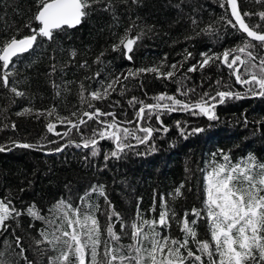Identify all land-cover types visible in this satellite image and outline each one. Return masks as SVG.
Masks as SVG:
<instances>
[{
  "label": "snow or ice",
  "instance_id": "1",
  "mask_svg": "<svg viewBox=\"0 0 264 264\" xmlns=\"http://www.w3.org/2000/svg\"><path fill=\"white\" fill-rule=\"evenodd\" d=\"M123 2L126 4L127 0ZM139 2L132 0L133 4ZM255 3L264 5V0H255ZM218 5L224 14L202 28L196 36H217V25H223L240 34V42L234 46L221 52L203 51L200 59L191 64L193 53L185 48L178 54L181 59L171 64L167 63L165 56L158 64L129 68L118 74L110 73L103 79L99 71L80 81L57 83L55 79H50V86L57 97L70 92L71 85L76 84L79 106L66 116L60 115L55 106L47 109L27 106L16 115L46 120L47 132L60 141L69 137L67 143H60L49 152L60 153L70 146L82 148L89 150L91 157L102 155L107 167L108 161L121 159L129 152L143 156L157 151L156 134L169 132L163 120L165 115L183 112L216 121L219 119L217 106L228 100L264 98V10L243 11L240 0H218ZM176 7L179 9L181 6L177 4ZM36 8L31 20L24 25L30 34L22 35L21 30L16 29L14 35L0 40V87L16 98L25 96V92L17 87L19 82L12 80L16 74V61L21 56L31 53L38 42L54 41L57 33L80 25L97 9L115 14L113 0H36ZM253 17L257 18L256 23L249 22ZM190 19L193 26L199 24L194 16ZM136 27L135 21L130 23L111 46V51L122 53L128 61H132L135 47L145 35L143 30L135 32ZM193 38L188 36L185 40ZM77 55L75 49L68 50V62L59 66L55 55L51 56L53 63L48 76L54 78L58 72L64 73ZM104 55L101 52L93 63L103 64ZM185 65H189L186 70ZM78 67L87 69L90 66L83 61ZM221 67L228 70L230 82H225L222 77L210 81L209 91L202 94H197L196 88L187 86L190 73H203L206 69ZM149 74L158 80L173 82L176 92L157 93L149 98L152 102L131 96L127 104L134 109L133 118L120 119L114 110L120 106V101L112 100L113 94L123 97L130 80ZM86 81L89 82L87 85ZM91 81H95V88ZM192 95L197 98L192 99ZM97 105H110L113 110ZM153 120L158 126H153ZM244 122L247 124V119ZM175 123L184 138L204 131L201 127L186 131V123L183 126L181 121ZM58 125L64 126L65 130L59 131ZM8 127L16 130L17 124L13 121L10 125L0 126V131ZM73 133L80 136V142L70 138ZM101 141L111 142V149L102 153ZM48 143L55 144L57 141L48 140ZM42 147L11 140L0 144V153ZM141 147L145 151H139ZM211 157L202 170V207L185 210L182 215H178L168 198L161 194L158 212L154 196L148 214L141 212L138 204L135 217L126 223L108 199L103 185H93L75 202L60 198L47 215L42 214L34 204L18 209L10 194L0 197V264H18V260L33 264L25 255L22 238L14 235L15 228L10 223L24 215L43 222L44 226L39 230L40 238L35 239L34 244L38 253L46 256L47 264H264V162L252 154L234 161L230 151L224 149H218ZM87 159L88 155L85 156ZM183 188L181 183L169 195L175 200L182 195ZM99 198L104 201L103 207ZM101 216L105 218L103 223ZM173 222L179 228L180 236L171 235ZM201 223L206 226L205 239L199 238L197 229ZM10 231L11 243L5 236ZM125 237L128 243L122 242Z\"/></svg>",
  "mask_w": 264,
  "mask_h": 264
},
{
  "label": "trees",
  "instance_id": "2",
  "mask_svg": "<svg viewBox=\"0 0 264 264\" xmlns=\"http://www.w3.org/2000/svg\"><path fill=\"white\" fill-rule=\"evenodd\" d=\"M177 4L181 6L179 9ZM113 5L114 15L97 9L80 26L57 33L54 41L38 42L31 53L16 61V74L12 80L19 82L17 87L25 92V96L13 97L7 89L0 87V126L10 125L13 121L17 124L16 130L8 127L0 131V144L18 140L43 146L37 150L14 149L0 153V197L10 194L18 209L34 204L42 214L47 215L60 198L75 202L93 185H103L108 199L126 223L135 217L138 204L141 212L148 214L154 196L158 212L161 194L168 198L177 214L182 215L185 210L202 207V170L207 167L211 154L218 149L230 151L234 161L252 154L264 162V123H258L264 121V98L253 97L228 100L218 105L216 113L219 119L216 121L183 112L165 115L163 120L169 132L156 134L157 151L143 156L129 152L121 159L108 161L107 167L104 166L102 155L91 157L89 150L82 148L70 146L60 153L48 151L60 143H67L69 137L60 141L54 134L47 132L46 120L17 116L16 113L27 106L37 109L55 106L60 115L66 116L75 106H79L76 84L71 85L70 92L57 97L50 86V79H55L57 83L80 81L97 71L101 72L103 79L110 73L118 74L129 68L158 64L165 56L167 63L171 64L181 59L178 54L185 48L193 53V59L189 62L191 64L200 59L203 51L211 49L221 52L240 42L239 33L219 24L217 36H196L202 28L224 14L218 0H140L139 4H133L132 0H127L126 4L123 0H113ZM240 6L243 11L264 10V5L255 3V0H240ZM36 10V0H0V40L14 35L16 29H20L22 35L30 34L24 25L31 20ZM193 16L199 21L197 26L191 23L190 17ZM133 21L137 25L135 32L143 30L145 35L135 47L132 61H128L122 53L111 51V46ZM249 22L256 23L257 18L253 17ZM188 36L194 38L185 40ZM71 49L78 53L75 61L64 73L58 72L54 78H50L48 72L53 63L50 57L55 55L58 66L63 65L68 62V50ZM101 52L105 53L104 63H93ZM83 61H87L90 67L79 68L78 65ZM188 66L185 65V70ZM189 76L190 80L186 84L196 88L197 94L209 91L210 81L222 77L225 82H230L228 70L224 67L206 69L203 73H190ZM85 83L87 85L89 82ZM90 83L93 88L96 87L95 81ZM165 91L175 93L176 85L171 81L158 80L151 74L130 80L128 91L123 97L118 93L113 94L112 100L120 101V106L114 110L120 119H132L134 109L127 104L131 96L152 102L149 99L151 96ZM191 98L196 99L197 96L192 95ZM97 106L113 110L110 105ZM176 121H181L182 126L186 123V131L195 127H201L204 131L184 138L176 127ZM152 124L158 126L155 120ZM58 130L64 131V126L58 125ZM85 133L88 134L87 129ZM70 138L80 142V136L76 133ZM48 140H56L57 143L49 144ZM111 147L109 141L100 142L102 153ZM139 151L143 152L145 148L141 147ZM181 183L184 184L182 195L173 200L169 194ZM99 203L104 206L102 198H99ZM104 220L101 216L102 223ZM10 223L15 228L14 235L22 238L28 259L33 264H47L46 256L42 257L34 244V240L40 238L39 230L44 226L43 222L24 215ZM197 230L199 238H207L205 224L201 223ZM170 232L173 236H180L175 222ZM5 236L11 243V231ZM122 242L128 243L129 240L125 237ZM18 264H24V261L18 260Z\"/></svg>",
  "mask_w": 264,
  "mask_h": 264
},
{
  "label": "water",
  "instance_id": "3",
  "mask_svg": "<svg viewBox=\"0 0 264 264\" xmlns=\"http://www.w3.org/2000/svg\"><path fill=\"white\" fill-rule=\"evenodd\" d=\"M78 26H80V25H78ZM78 26H76V27H78ZM76 27H75V28H76Z\"/></svg>",
  "mask_w": 264,
  "mask_h": 264
}]
</instances>
